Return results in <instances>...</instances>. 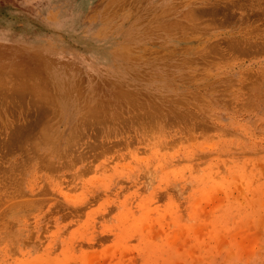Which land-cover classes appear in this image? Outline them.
Listing matches in <instances>:
<instances>
[{
  "label": "rangeland",
  "instance_id": "rangeland-1",
  "mask_svg": "<svg viewBox=\"0 0 264 264\" xmlns=\"http://www.w3.org/2000/svg\"><path fill=\"white\" fill-rule=\"evenodd\" d=\"M0 31V264H264V0H0Z\"/></svg>",
  "mask_w": 264,
  "mask_h": 264
},
{
  "label": "bare ground",
  "instance_id": "bare-ground-1",
  "mask_svg": "<svg viewBox=\"0 0 264 264\" xmlns=\"http://www.w3.org/2000/svg\"><path fill=\"white\" fill-rule=\"evenodd\" d=\"M212 9H214V8H212ZM198 10V9H197ZM192 11H194V10H192ZM207 11V10H206ZM188 12H189V10H188ZM197 12V11H196ZM187 13V12H186ZM190 13V12H189ZM187 15V14H186ZM194 15V14H193ZM204 17V16H203ZM6 31H0V36H4V35H6ZM33 58V57H32ZM44 60V59H43ZM54 60V59H53ZM30 71V70H29ZM24 72V71H23ZM41 77H43V76H41ZM18 90H19V88H18ZM17 90V92L19 93V92H21L22 90L20 89L19 91ZM25 91V90H24ZM18 93L16 94V95H18ZM21 93H23V92H21ZM21 93H19V95L21 96L22 94ZM40 93V92H39ZM24 94V93H23ZM31 94V93H30ZM41 94V93H40ZM47 97H48V95H47ZM42 99V98H41ZM48 100H50L49 98H48ZM51 101V100H50ZM41 103V102H40ZM36 104H38V103H36ZM41 104H43V103H41ZM34 107H35V105H34ZM36 107H37V105H36ZM38 107H39V105H38ZM48 107V106H47ZM40 108H43L42 106L40 107ZM39 110V109H38ZM41 111V110H40ZM41 114H42V112H41ZM19 134V133H18ZM20 135V134H19ZM17 136V135H16ZM18 141L20 140V138H16ZM16 141V140H15Z\"/></svg>",
  "mask_w": 264,
  "mask_h": 264
}]
</instances>
